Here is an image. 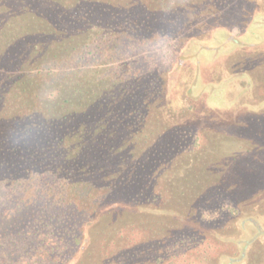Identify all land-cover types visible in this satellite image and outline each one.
<instances>
[{
  "label": "trees",
  "instance_id": "trees-1",
  "mask_svg": "<svg viewBox=\"0 0 264 264\" xmlns=\"http://www.w3.org/2000/svg\"><path fill=\"white\" fill-rule=\"evenodd\" d=\"M188 1L0 0V264H74L88 229L117 210L131 226L161 212L193 226L214 193L230 216L222 231L257 222L264 170L242 162L255 144L215 142L207 133L236 128L179 112L169 91L181 49L242 31L231 7L251 20L259 0ZM174 7L201 8L190 19ZM262 244L261 260L241 264H264Z\"/></svg>",
  "mask_w": 264,
  "mask_h": 264
},
{
  "label": "rangeland",
  "instance_id": "rangeland-1",
  "mask_svg": "<svg viewBox=\"0 0 264 264\" xmlns=\"http://www.w3.org/2000/svg\"><path fill=\"white\" fill-rule=\"evenodd\" d=\"M200 8L174 7L173 11L184 14L183 18L193 19L197 15L194 10ZM254 10L249 20V7H231L227 17L236 19L240 27L247 24L242 31L235 28L223 35L218 29L212 33L211 40L183 47L182 56L175 62L162 61L160 64L161 60H158L153 67L155 71L165 72L171 65L175 85L169 94L179 112L189 113L194 106L198 111L207 110L221 122L233 125L236 129L232 137L215 133H207V136L215 142L240 140L246 147L252 141L255 155L245 157L242 153V162L252 163L260 158L257 169L264 170V147L261 146L264 141V0H259V7ZM234 12H238L237 15L233 16ZM146 48L153 57L164 50H156V44H148ZM252 136L256 142L248 140ZM202 138L205 137L202 135ZM224 198L214 193L208 202L204 201L200 210L190 214H197L196 218L190 217L193 226L185 225L165 212L135 215L146 220L144 225L136 226L124 222L126 215L118 210L104 214L88 229L89 242L74 264H241L261 260L264 207L258 211L257 222L239 220L234 228L222 231L220 227L225 226L229 213L227 210L215 211L212 204ZM76 250L77 245L73 243V248L67 249V255H73Z\"/></svg>",
  "mask_w": 264,
  "mask_h": 264
},
{
  "label": "clouds",
  "instance_id": "clouds-1",
  "mask_svg": "<svg viewBox=\"0 0 264 264\" xmlns=\"http://www.w3.org/2000/svg\"><path fill=\"white\" fill-rule=\"evenodd\" d=\"M55 92H49L46 95L48 96L49 99L53 98L55 96Z\"/></svg>",
  "mask_w": 264,
  "mask_h": 264
}]
</instances>
